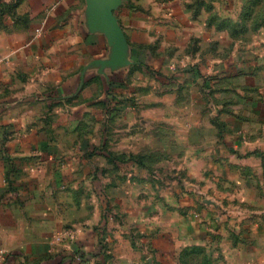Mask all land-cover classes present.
I'll return each instance as SVG.
<instances>
[{"label":"crops","instance_id":"obj_1","mask_svg":"<svg viewBox=\"0 0 264 264\" xmlns=\"http://www.w3.org/2000/svg\"><path fill=\"white\" fill-rule=\"evenodd\" d=\"M195 4L194 0H118L113 13L126 42L119 60L115 38L108 39L89 19L85 0L19 2L17 13L25 14L26 24L3 34L0 51L1 245L41 257L38 264H47L48 258L57 259L55 264H84L93 256L102 257L95 228L100 209L95 206L88 215L83 201L77 200L94 191L85 185L91 179L90 158L72 154L67 141L73 140L75 110L88 109L94 115L99 111L95 102L119 99L128 90L127 71L139 65L152 74L154 83L180 88L173 91L175 86H168V92L154 97L166 109L156 113L152 127H162V138L173 131L181 143L161 144V149L164 165L170 145L177 150L173 164L185 175L182 190L177 188L183 197L174 205L185 212L178 211L171 227L170 190H157L152 184L147 189L120 190L121 173L108 176L98 171V180L113 186L109 196L117 202L121 196L131 198L119 206L128 213L126 224L108 223L107 239L127 246L122 231L132 223L147 230L162 223V239L180 229L183 245L199 243L203 227L189 209L195 213L205 209L201 183L221 196L249 201L256 190L264 199V60L247 56L249 48L218 55V46L226 42L206 26V15H193ZM119 81L123 85L116 84ZM75 96L81 106L73 103ZM132 113L131 126L137 119ZM104 164L105 158L98 163ZM221 182L231 189L228 194L221 191ZM139 191L150 200L137 203ZM68 225L73 240H55ZM53 241L56 250L47 256ZM116 245L112 249L117 264L119 260L129 264L134 252Z\"/></svg>","mask_w":264,"mask_h":264},{"label":"rangeland","instance_id":"obj_2","mask_svg":"<svg viewBox=\"0 0 264 264\" xmlns=\"http://www.w3.org/2000/svg\"><path fill=\"white\" fill-rule=\"evenodd\" d=\"M20 1L0 0V51L4 45L3 34L20 30L26 24L25 14L17 13ZM194 2L196 4L193 6V15L197 16L199 13L206 15V26L215 29L221 35L219 40L226 42V45L218 46V55L225 56L231 53L230 49L243 51L249 48L251 51L246 54L247 56L251 54L260 61L264 60V0H194ZM151 75L146 67L135 66L125 75L124 83L128 90L119 99L108 98L106 102H95V106H99V111L96 110L94 115L88 109L75 110L73 140L71 137L72 142L67 141V147L75 156L80 154L90 158L91 179L85 185H89V189L94 190H91L89 195L80 194L77 200L83 201L89 211L88 215L92 214L95 206L100 209L95 228L98 232V246L102 257L100 256V260L99 257L93 258V256L84 264H117L112 249L116 244L113 242L114 239H107L109 230L106 229L108 223L117 226L126 224L128 213H122L119 206L124 202L128 203L131 199L129 195L121 196L117 202L112 195L109 196L108 193L110 190L113 191V186H110L109 182L99 181L98 171L101 175L108 176L121 173L118 181L120 190L147 189L151 184L157 190L164 188L170 190L168 203L171 204L169 206L171 213L168 225L171 227L174 226L175 218L183 211L182 207L174 204L178 203L180 195L183 197V192L180 194L177 192L183 188L185 171H180L173 164L177 162L178 155L172 145L168 153L169 158L166 156L169 160L165 165V157L161 149V144L181 143L173 131L166 133L162 138V127H152L155 124L153 123L156 120L155 115H158L156 113L162 111V108L166 109L163 102L155 101L154 97L168 92V86L176 84H156L152 81ZM179 89L175 86L173 91ZM175 102L178 101L175 99ZM73 103L81 106L77 96ZM130 111L137 114L133 126L130 125L131 119L133 120ZM44 135L50 136V134ZM51 137L55 139L54 135ZM93 147L97 148L93 149ZM104 158L105 164L98 165ZM201 185L205 209L199 213H195L192 208L189 209L191 216L199 218L203 227L200 242L183 245L184 240L181 241L179 238L183 234H180V229L179 233L172 230L173 232L166 234L168 239L166 236L162 239L160 235L162 223L148 230L132 223L127 231H122V237L129 240V245H116L134 252L129 264H264V199L257 196L256 190L252 191V197L247 201L236 196H221L219 191L214 194L209 187L204 186L203 183ZM220 185L224 187H221V191H226V194L231 190L224 182ZM139 192L137 203H146V200L147 202L150 200L145 197V191ZM155 199L162 201L160 197ZM87 218L86 215L80 221ZM70 227L72 226L68 225L66 228ZM110 227L114 228V226ZM64 238L71 241L74 233L71 236L61 237L58 241ZM165 240L169 241L168 244ZM55 245L54 241L50 243L46 249L47 256L55 252ZM40 259L39 256L30 257L23 250L19 252L14 247L0 243V264H38ZM122 262L119 260L118 264Z\"/></svg>","mask_w":264,"mask_h":264},{"label":"water","instance_id":"obj_3","mask_svg":"<svg viewBox=\"0 0 264 264\" xmlns=\"http://www.w3.org/2000/svg\"><path fill=\"white\" fill-rule=\"evenodd\" d=\"M89 19L99 24L108 39L116 40L119 60H123L126 42L113 8L118 0H85Z\"/></svg>","mask_w":264,"mask_h":264},{"label":"built area","instance_id":"obj_4","mask_svg":"<svg viewBox=\"0 0 264 264\" xmlns=\"http://www.w3.org/2000/svg\"><path fill=\"white\" fill-rule=\"evenodd\" d=\"M39 30V28H36V32ZM73 234V231L70 228H65L63 229L60 233L56 234V236L54 237L55 240L60 239L61 237L64 236H71Z\"/></svg>","mask_w":264,"mask_h":264},{"label":"trees","instance_id":"obj_5","mask_svg":"<svg viewBox=\"0 0 264 264\" xmlns=\"http://www.w3.org/2000/svg\"><path fill=\"white\" fill-rule=\"evenodd\" d=\"M111 84H112V82H111ZM116 84H118L119 86H121V85H123V82L121 81H119V82H117ZM109 96H111V95H109ZM114 96H112V98H113ZM104 102H106V100L104 101ZM108 106V105H107ZM52 258V257H51ZM57 261V259H49L48 258V260H47V264H55V262Z\"/></svg>","mask_w":264,"mask_h":264}]
</instances>
